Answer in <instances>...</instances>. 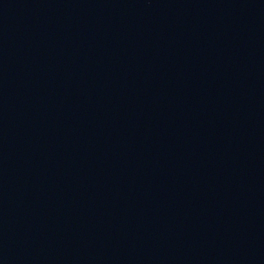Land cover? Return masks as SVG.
<instances>
[{"label":"water","instance_id":"95a60500","mask_svg":"<svg viewBox=\"0 0 264 264\" xmlns=\"http://www.w3.org/2000/svg\"><path fill=\"white\" fill-rule=\"evenodd\" d=\"M0 264H264V0H0Z\"/></svg>","mask_w":264,"mask_h":264}]
</instances>
